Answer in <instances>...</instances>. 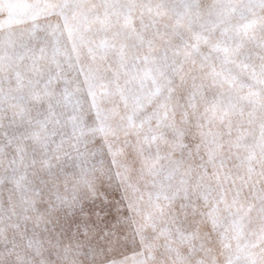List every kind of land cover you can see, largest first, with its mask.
I'll list each match as a JSON object with an SVG mask.
<instances>
[{
  "label": "rangeland",
  "instance_id": "obj_1",
  "mask_svg": "<svg viewBox=\"0 0 264 264\" xmlns=\"http://www.w3.org/2000/svg\"><path fill=\"white\" fill-rule=\"evenodd\" d=\"M62 196V264H264V0H0V235Z\"/></svg>",
  "mask_w": 264,
  "mask_h": 264
},
{
  "label": "crops",
  "instance_id": "obj_2",
  "mask_svg": "<svg viewBox=\"0 0 264 264\" xmlns=\"http://www.w3.org/2000/svg\"><path fill=\"white\" fill-rule=\"evenodd\" d=\"M57 198H58V201H55L54 203L49 204L48 208L47 207L46 208H41V207L39 208V207L27 206L25 208L26 210L24 209L25 210L24 217H25L26 223H19L17 226H19L21 228L18 227L17 229L20 232V229L23 228L25 230V232H23L24 235L26 237L31 236V238H33V241H34L33 244L36 247V248L34 247V249H33V251L36 253V255L26 256L28 253H24L25 256H23L24 257L23 259L26 258L25 261L27 263L38 262V259L41 262L44 259L48 258V264H62V260H63L62 258H64V257L61 256L57 252V251H59L60 248H64V249L68 250L67 254H65L66 258H64V259H69L70 261L73 258L76 261H80V260L90 261V260H92V258L86 256L90 250V245H88L90 234L85 233L84 235L86 237L78 240L77 239V233L75 232L76 228H74L73 230L69 229L70 226H74V224H75V222L73 223L74 218H75V221H78L81 218L82 219L85 218L82 214H80L81 209L80 208L78 209V207L68 209V207H65V205L67 204L66 197L62 196V198H59V197H57ZM87 199H88V197H87ZM47 200H48V197H47ZM84 206H86V208H88L90 210V207H88L89 203H85ZM29 211H31V213ZM53 212L54 213L59 212V215H55ZM64 213H66V214L69 213V215L66 217L72 218L74 216V218L71 219V222L69 221L70 219L66 220V218L64 217L65 216ZM70 213H73V214H70ZM31 214L32 215L33 214L39 215L38 217H35V219H34V221H37L36 224L31 223V221H32V218H30ZM95 214L96 213H94V214L90 213V215H89L90 218H92V216H94ZM97 215H99V214H97ZM90 218H89V220H90ZM96 219L99 220L100 218H96ZM57 221H58V223H57ZM7 224L8 223H6V225ZM9 224H10V226L14 225L12 223H9ZM66 224H69L68 228H66L64 226ZM98 226H101V225H98ZM3 230H6V229H3ZM27 230H29V231L27 232ZM19 232L18 233L16 231L13 232L11 229V231L9 233H7V232H4V233L9 238L16 239L17 237H15V236L19 235ZM4 233H3V236L0 235V244H2L1 243L2 239L5 238ZM48 236H53L54 238L52 239L51 237L49 238ZM91 239H92V235H91ZM44 240L49 242L48 243L49 247L47 246V244H45L46 249H44V247H43ZM79 242L81 244H79ZM84 244H86V245L83 246ZM39 247H42V248H39ZM47 248L49 250H47ZM45 250H47L46 253H45ZM52 250H54V251H52ZM1 251H2V249H0V252ZM76 251H78V255H77ZM126 253H128V252H126ZM53 255L57 256L56 259L53 260L54 262H52V260H51V258H54ZM15 257L16 256L11 257V256L7 255V257H5L4 259L0 258V263L10 264L12 260H15ZM30 257H31V259L27 260ZM104 257H107V256H104ZM57 260H59L60 262H55Z\"/></svg>",
  "mask_w": 264,
  "mask_h": 264
}]
</instances>
